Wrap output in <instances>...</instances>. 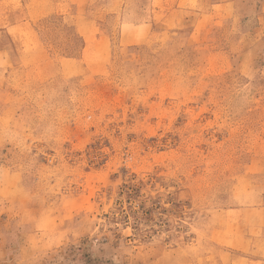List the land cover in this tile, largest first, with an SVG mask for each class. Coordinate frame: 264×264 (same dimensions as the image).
<instances>
[{"label": "rangeland", "instance_id": "rangeland-1", "mask_svg": "<svg viewBox=\"0 0 264 264\" xmlns=\"http://www.w3.org/2000/svg\"><path fill=\"white\" fill-rule=\"evenodd\" d=\"M0 264H264V0H0Z\"/></svg>", "mask_w": 264, "mask_h": 264}]
</instances>
